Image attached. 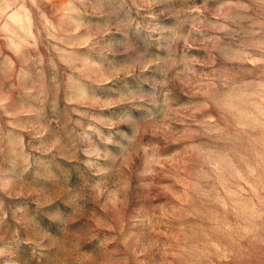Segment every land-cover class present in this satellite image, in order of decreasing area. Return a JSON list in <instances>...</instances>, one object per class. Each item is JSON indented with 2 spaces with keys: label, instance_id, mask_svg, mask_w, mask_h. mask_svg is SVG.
Returning <instances> with one entry per match:
<instances>
[{
  "label": "clouds",
  "instance_id": "9594fccd",
  "mask_svg": "<svg viewBox=\"0 0 264 264\" xmlns=\"http://www.w3.org/2000/svg\"><path fill=\"white\" fill-rule=\"evenodd\" d=\"M0 264H264V0H0Z\"/></svg>",
  "mask_w": 264,
  "mask_h": 264
},
{
  "label": "rangeland",
  "instance_id": "374dc122",
  "mask_svg": "<svg viewBox=\"0 0 264 264\" xmlns=\"http://www.w3.org/2000/svg\"><path fill=\"white\" fill-rule=\"evenodd\" d=\"M41 51L43 52V49H41Z\"/></svg>",
  "mask_w": 264,
  "mask_h": 264
}]
</instances>
